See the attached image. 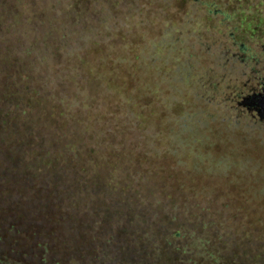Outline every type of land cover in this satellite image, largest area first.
Listing matches in <instances>:
<instances>
[{
    "label": "rangeland",
    "instance_id": "obj_1",
    "mask_svg": "<svg viewBox=\"0 0 264 264\" xmlns=\"http://www.w3.org/2000/svg\"><path fill=\"white\" fill-rule=\"evenodd\" d=\"M2 5L20 12L35 81L78 122L79 147L107 158L102 145L115 138L111 180L124 179V160L144 148L169 152L177 181L164 193L151 180L133 198L98 197L70 167L50 178L39 152L62 145L51 114L59 105H13L21 118L0 134L1 170L31 161L39 176L0 181V255L11 264H264V0Z\"/></svg>",
    "mask_w": 264,
    "mask_h": 264
},
{
    "label": "trees",
    "instance_id": "obj_2",
    "mask_svg": "<svg viewBox=\"0 0 264 264\" xmlns=\"http://www.w3.org/2000/svg\"><path fill=\"white\" fill-rule=\"evenodd\" d=\"M3 2L4 0H0V7ZM5 5L6 4L2 6ZM20 17H22L20 12L15 11V9L10 13L8 8L3 12L0 10V116H3L2 114H4V117L0 119V134L5 131H11V127L4 128L5 125L9 124L8 121L15 118H21L20 114L13 113V105L24 106L23 103H26V106L32 110L33 107L44 105L45 99L47 98L41 93L42 89H46V85H43L41 81H39V83L35 81V79L37 80V78L41 76L39 73L33 71L34 63L36 64L38 60L35 59L33 61V58L29 56L31 53L27 52L23 46H20L22 36L15 26V22L19 23ZM10 19H13V22H11ZM3 47H6L4 48V52H2ZM28 50H30L29 47ZM49 92L45 94H49ZM60 94L61 91L59 90V95ZM49 98L51 99H46L48 102L51 101V103H57L59 105V116L56 117V112L54 111V113H51L52 119L54 121H58L57 119H59V122L63 125L66 123L70 124V129H68V131L71 134L67 135L62 124H59V134L64 136L63 139H60L62 145H56V147H54L55 149H51L48 148V146L51 145H49V141H47V149L42 148L39 152L48 154L46 164L50 178L53 177L52 172L54 173L56 169L59 171V168L70 167L71 171L73 170L77 175L76 181L79 186H86L87 188L94 190V193H97L96 195L98 197L103 195L104 191L111 192L119 190L122 193L127 192L133 198H135L136 193H139V187L147 186L151 180L156 184L155 187H159L161 190L164 189V193H166L165 191H168V187L173 182L175 184V181H177V178L173 181V175L176 173L177 169L176 166L174 167L172 165L173 160L170 158V153L167 151L163 153L159 151L158 153L151 155L144 148H138L135 157L131 156L124 160L122 167H124L127 172L124 179H117V181L111 180L112 172L109 171H111V167L115 165L113 161H118V150L115 147V138L109 145H107L108 140H104L102 147L105 151L108 150L107 158L105 157L106 154L102 157L101 151H98L95 147H88L85 144L79 147L81 140H78V130L74 128L76 126L80 131L82 130L79 125H77L78 122L75 123L70 120L69 116H71V114L60 97L59 101L56 96L55 98L52 96ZM47 120L49 119L47 118ZM49 123V121L44 120V123L34 124V126L36 125L43 128ZM31 126H33V124ZM42 128L37 130L41 131ZM13 129H17V126L14 125ZM116 129L119 130V128ZM29 140L33 142L35 139L30 138ZM84 150L87 151L88 158L82 157ZM51 156L53 158L57 156V166H55V161ZM174 161L177 163L176 159H174ZM29 163L30 164L19 166L18 169L10 167L7 172L2 171L0 167V181L6 184L9 183L12 174H15L16 177L18 175L27 174L29 178L32 179L38 177L39 174H37L34 168H32L33 162L30 161ZM97 163L100 166L93 169L92 167ZM23 167H25L26 170H24ZM122 167H120V169ZM89 168L93 170V173L90 172ZM140 171H143V174L140 173ZM161 174H164L165 176H161ZM158 175H160V177H158ZM1 178H3V180H1ZM3 194L7 195V193ZM3 200L5 199L2 198L1 201ZM142 223L146 224L147 221ZM130 224L139 225V221H130ZM174 236L175 239H180L179 233L174 234ZM0 264H11V261L6 254L0 255Z\"/></svg>",
    "mask_w": 264,
    "mask_h": 264
}]
</instances>
